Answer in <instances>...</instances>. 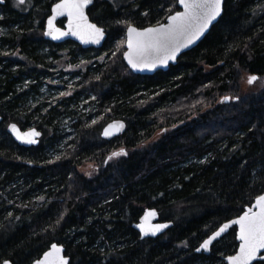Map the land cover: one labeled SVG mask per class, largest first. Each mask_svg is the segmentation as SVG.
I'll list each match as a JSON object with an SVG mask.
<instances>
[{"label": "trees", "instance_id": "1", "mask_svg": "<svg viewBox=\"0 0 264 264\" xmlns=\"http://www.w3.org/2000/svg\"><path fill=\"white\" fill-rule=\"evenodd\" d=\"M57 1L31 0L30 10L11 0L0 4V29L7 32L0 52L18 48L22 56L15 64L0 56V263L32 264L58 243L70 264H226L238 248L235 227L210 255L196 249L264 193V87L240 90L245 74L264 78V0H227L205 39L153 76L132 73L118 49L128 25L166 22L179 10L177 0H94L90 16L108 38L90 50L43 40L45 17ZM57 54L59 62L91 61L84 87L91 82L100 110L127 123L124 135L101 137L111 119L89 127L78 114L89 94L53 103L43 93ZM232 92L234 100L200 108L191 121L194 114L171 121L185 124L147 144L159 130L158 116L177 110L181 100L210 102ZM11 121L41 130L40 144L16 143L7 133ZM119 143L127 155L103 163ZM90 162L99 167L92 178L79 172ZM146 208L173 227L142 239L134 224Z\"/></svg>", "mask_w": 264, "mask_h": 264}, {"label": "snow or ice", "instance_id": "2", "mask_svg": "<svg viewBox=\"0 0 264 264\" xmlns=\"http://www.w3.org/2000/svg\"><path fill=\"white\" fill-rule=\"evenodd\" d=\"M14 2L15 6H20L24 5L26 0H14ZM4 3L5 0H0V4ZM91 3L92 0H61L52 8L53 15L48 20L49 31L45 35H51L53 39H58L71 34L78 36L82 42L99 43L104 38V29L90 23L84 12V9ZM178 3L184 10L169 15L166 24L160 23L155 27H147L143 30L131 25L127 26L128 51L124 53V59L128 61L133 70L154 66L157 61L165 63L169 59H174L180 48L187 47L195 39H198L208 25L220 16L223 0H178ZM64 15H67L69 20L68 32H61L55 28L53 23L57 16ZM85 36L88 39H85ZM256 80V76H249L247 83L251 85ZM225 99L230 98L226 97ZM113 127L114 125H109V128ZM119 127L122 128L123 125H119ZM11 129L14 134H17V139H21L16 126L12 125ZM104 134L106 136L109 134L108 129H105ZM28 135L37 136L39 133L33 131ZM26 142L34 143L35 141L29 139ZM122 155H127V153L121 150L113 153L109 159ZM151 215H155V213H151ZM233 224L239 226L236 238L240 244L239 251L235 255L227 257L229 264L264 262V195L257 196L255 203L244 211L243 215L232 220L230 224L223 225L218 232L205 240L201 247L207 251L212 241ZM140 227L144 235L149 234L143 226ZM166 227H168L167 224L157 225L151 234L155 235L156 231ZM197 250L199 251V249ZM61 252L62 249L53 244L52 251L46 252L44 259L37 260L35 264H68L67 259L59 255ZM4 264H9V261L5 260Z\"/></svg>", "mask_w": 264, "mask_h": 264}, {"label": "rangeland", "instance_id": "3", "mask_svg": "<svg viewBox=\"0 0 264 264\" xmlns=\"http://www.w3.org/2000/svg\"><path fill=\"white\" fill-rule=\"evenodd\" d=\"M27 4L18 6L19 9L24 10H30L31 6V0H26ZM58 3V2H56ZM6 29L1 28L0 29V39L5 38L4 35L6 34ZM36 37V36H35ZM126 41V40H125ZM126 50V47L122 49H118L119 53H122L124 55V52ZM116 53V52H113ZM44 55V54H42ZM0 56H3L4 59L8 62H12L15 64V61L22 59V56L20 54L19 49H12L8 48L4 51L0 52ZM58 58L55 60L52 68L49 67V71L53 73V75L49 76L47 79H45V84L43 87V93L47 94L50 93L51 101L53 103H56L59 101V103L66 99H74L78 96V92H81L83 96H87L89 94V98L86 99L84 102L81 103V105L78 106V114L80 113V110H82V114L89 119L88 123H91L90 126H97V125H103L105 121H108L111 119L113 120L112 115L109 114V110H100V103L98 102V96L95 94L96 91H98L97 88L93 87L91 85V82L88 86L84 87L83 81L86 77V71L88 68H90V63L85 62V59H78L75 63H79L77 65L71 64V63H65L64 61H60V54H57ZM47 57V56H46ZM108 57V55H107ZM46 59V58H45ZM48 63L52 64L53 61L51 58L48 59ZM57 65L58 68H57ZM208 70V67H206ZM14 71H16L15 68H13ZM253 76L250 74H245L241 79V86L240 90L242 92H252L259 90L264 87V78L261 80H256L253 84L249 85L247 83L248 77ZM234 100L236 97V94L234 92L226 94L222 97L218 95H214L213 97H216L214 99L209 100H201L199 102H185L180 101L179 107L177 110L170 112V114H162L158 116V125L159 130L156 132L154 137L148 141L147 144H155L159 142L161 139L164 138L168 133L178 129L179 127L183 126L185 124V121L187 118H189L192 114L197 113L200 108L204 109V111H211L213 110V105L217 106L220 105V103H226V97H231ZM224 97V98H223ZM210 104V105H209ZM93 106V107H92ZM65 105H63L62 112H66ZM105 111V112H104ZM197 117V114H194L189 121L195 119ZM179 118H184V120L179 122H175L172 125L169 123L173 120H177ZM95 121V123H93ZM12 123V121L10 122ZM9 123V124H10ZM75 123L77 122L75 118ZM8 124V125H9ZM7 125V127H8ZM33 128V127H31ZM38 129V128H37ZM115 149L117 152H120L121 150H124V146L122 143H119L115 146ZM103 160V163H108L109 161V155L106 154L103 157H101ZM115 161H118V158H115ZM99 162V161H98ZM99 166L101 168V164L99 163ZM79 172L83 174L84 176L88 178H92L93 176L97 175L99 173V167L96 163L90 162L84 164L82 167L79 168Z\"/></svg>", "mask_w": 264, "mask_h": 264}, {"label": "water", "instance_id": "4", "mask_svg": "<svg viewBox=\"0 0 264 264\" xmlns=\"http://www.w3.org/2000/svg\"><path fill=\"white\" fill-rule=\"evenodd\" d=\"M226 1H227V0H223V3H222V5H221V14H220V16H218L215 20H213V21L208 25L207 29L203 32L202 35L199 36L198 39H195L194 42L190 43L187 47H182V48H180V50L178 51V53L176 54V56H175L174 59H169V60H167L165 63H160L159 61H157V62L155 63L154 66H151V65H150V66L144 67L142 70H140V69L133 70V68L128 64V61H127L126 59H124V55H123V60H124L125 64H126L127 67L132 71V73H134L135 75H139V76H153V75H155V74H156L157 72H159V71L167 72V71L170 69L171 66H175V65L178 64V60L180 59V57H181L183 54H185V53H187V52H190L191 50H193L194 48H196V47H197V46H198V45H199V44L205 39V37L209 34V32L211 31L212 27H213L214 25H216V24L220 21L221 17H222L223 14H224V7H225V3H226ZM60 2H61V0H60L58 3H60ZM177 3H178V0H177ZM56 4H57V3H56ZM56 4H54L53 7H54ZM93 4H94V0H92V3L89 4V5L84 9V12H85V15H87V17H88V21H89L90 23L96 24V23H94V22H92V21L90 20V17H89V15H88V9L91 8V6H92ZM53 7H52V8H53ZM178 7H179V10H178V11H181V12H182V11L184 10V9L179 5V3H178ZM176 12H177V11H176ZM176 12H175V13H176ZM175 13H173V14H175ZM173 14H171V15H173ZM52 15H53V13H52V9H51V16H52ZM51 16H50V17H51ZM50 17H49V18H50ZM49 18H48V20H49ZM62 18H65V19L68 20L67 15H64V16H57L56 19L53 21L54 26H55V28L59 29L61 32H68V31H69V28H68L69 20H68V22H67V24H66V29H61V28H59V27L57 26V22H58L60 19H62ZM167 18H168V17H167ZM48 20H47V25H46V30H47L46 32L49 31ZM164 23H165V24L167 23V19H166V22H164ZM96 25H97V27H100L98 24H96ZM157 25H158V24H157ZM157 25H153V26H149V27H155V26H157ZM131 26H132V25H131ZM133 27H135V26H133ZM101 28H102V27H101ZM135 28H137V27H135ZM146 28H147V27H146ZM103 29H104V28H103ZM137 29H139V30H143L144 28H137ZM107 38H108V34H107V32L105 31V29H104V38H103L102 40H100L99 43L82 42V40H81L80 38H78V36L71 35V34H68V35H65V36H61V37L58 38V39H53L51 35H46V39H47V40L53 41V42H55V43H57V44H58V43L65 42V41H67V40H71V41L76 42L77 44H79L83 49H102V48L105 46L106 42H107ZM85 39H88V37L85 36ZM127 40H128V37H127V31H126V41H125V47H126V50H125V52L128 51ZM125 52H124V53H125ZM256 77H257V79H258V76H256ZM229 98H230V97H229ZM229 100H230V99H227L226 101L228 102ZM2 122H3V116H2L1 109H0V124H1ZM12 125H15L16 128L18 129V135L21 137V139H17V134H14V133H13V131H12V129H11V126H12ZM109 125H114V127H113V128H109ZM119 125H123V127L121 128V127H119ZM105 129H108V132H109V134H108L107 136L104 134V133H105ZM126 130H127V123H126L124 120H113V121L109 122L108 124H106V125L103 127L102 132H101V137H102L104 140H106V141H111V140H113V139H115V138H118V137L124 135L125 132H126ZM33 131L39 133V135H37V136H30V135H28V134L32 133ZM7 133L12 137V139H13L16 143H18L20 146L25 147V148H32V147H36V146H38V145L40 144L41 139H42V136H43L42 131L39 130V129H37V128L22 129L17 123H14V122H12V123H10V124L8 125V127H7ZM29 139L34 140L35 142H34V143H27L26 141L29 140ZM261 195H264V193H262ZM254 203H255V200H254V202L252 203V205H253ZM252 205H251V206H252ZM251 206L246 207L244 211H246V210H247L249 207H251ZM151 213H155V215H151ZM243 214H244V212H243L241 215H243ZM241 215H240V216H241ZM237 218H238V217H236V218H234V219H232V220H235V219H237ZM232 220L223 223L218 229H216L213 233H211V234H210L205 240H208L210 237H212L216 232H218V231L220 230L221 227H223V225H225V224H230ZM160 224H167L168 227H166V228H164V229H162V230H158V231H156V234H155V235H152L151 232H152L153 230H155V228H156L157 225H160ZM173 225H174V224H173L172 222H165V221L160 220V214H159V212H158L157 209H155V208H146L145 211H144V213H143V215H142V217L140 218L139 222L136 223V224H134V228L140 233L142 239H148V238H153V239H154V238H157V237L162 236V235H164L165 233H167V231H168L169 229H171V228L173 227ZM140 226H143L144 230H145L146 232H148L149 234H148V235H144V234L141 232V227H140ZM234 227L236 228V231H237V233H238V232H239V226L233 224V225H231L228 229H226L224 232H222V233L220 234V236L216 237V239L212 241V243L208 246V250H207V251H205V250L201 247V246L203 245L204 241H205V240H204V241L201 243V245L197 248V249H199V251L196 249V252L199 253V254H200V253H204L205 255H210V253H211V249H212L213 245H214L215 243H217L218 241H220L222 238H224V237L230 232V230H231L232 228H234ZM236 239H237V238H236ZM237 242H238V248H237L236 253L239 251V244H240V241H239L238 239H237ZM54 244H55L58 248H61V249H62V252L59 253V255L64 256V257L67 259L68 264H70L71 259H70V257H68V256L66 255V249H65V247H64L63 245L58 244V243H54ZM52 245H53V244H52ZM52 245L50 246V248H49L46 252L52 251ZM46 252H45V253H46ZM45 253H44V254H45ZM236 253H234L233 255H235ZM44 254H43L38 260H42V259H44ZM230 256H232V255H230ZM36 261H37V260H36ZM36 261H34L32 264H35ZM257 262H258V261H254L253 264H256ZM225 263H226V264H229V261H228L227 258H225ZM0 264H4V262H2V263H0ZM9 264H12V262L9 261Z\"/></svg>", "mask_w": 264, "mask_h": 264}, {"label": "flooded vegetation", "instance_id": "5", "mask_svg": "<svg viewBox=\"0 0 264 264\" xmlns=\"http://www.w3.org/2000/svg\"><path fill=\"white\" fill-rule=\"evenodd\" d=\"M6 1V0H5ZM12 1V3H14L15 4V2H14V0H11ZM60 1V0H59ZM59 1H57V2H59ZM95 2V1H94ZM27 4V2H25V4H24V6ZM56 4V3H55ZM1 5H3V4H1ZM54 5V4H53ZM53 5L51 6V9H52V7H53ZM94 5V4H93ZM93 5L91 6V8L93 7ZM16 7H18V6H16ZM91 8H89L88 9V15H89V17H90V20L92 21V22H94L93 20H92V18H91V16H90V10H91ZM51 9H50V13L48 14V15H46V17H45V23H44V26H43V30L41 29V33H42V37H43V40H45V41H48L49 43L51 42V43H53V44H55V45H72L73 43L74 44H76L77 45V43L76 42H73V41H71V40H67V41H65V42H62V43H55V42H53V41H50V40H47L46 39V35H45V33H46V25H47V20H48V18L51 16ZM67 22H68V20L67 19H65V18H62V19H60L58 22H57V26L59 27V28H61V29H66V24H67ZM94 23H96V22H94ZM97 24V23H96ZM101 27V26H100ZM79 45V44H78ZM80 46V45H79ZM81 47V46H80ZM82 48V47H81ZM83 49V48H82ZM84 50H90V49H84ZM67 255V254H66Z\"/></svg>", "mask_w": 264, "mask_h": 264}]
</instances>
